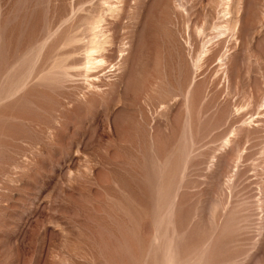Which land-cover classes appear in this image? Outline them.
<instances>
[{"label": "rangeland", "instance_id": "374dc122", "mask_svg": "<svg viewBox=\"0 0 264 264\" xmlns=\"http://www.w3.org/2000/svg\"><path fill=\"white\" fill-rule=\"evenodd\" d=\"M0 264H264V0H0Z\"/></svg>", "mask_w": 264, "mask_h": 264}, {"label": "bare ground", "instance_id": "6f19581e", "mask_svg": "<svg viewBox=\"0 0 264 264\" xmlns=\"http://www.w3.org/2000/svg\"><path fill=\"white\" fill-rule=\"evenodd\" d=\"M94 42V41H93ZM102 60V59H101ZM92 62V61H91ZM91 64V63H90Z\"/></svg>", "mask_w": 264, "mask_h": 264}]
</instances>
